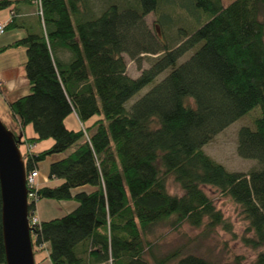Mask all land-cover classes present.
<instances>
[{"label": "trees", "instance_id": "obj_1", "mask_svg": "<svg viewBox=\"0 0 264 264\" xmlns=\"http://www.w3.org/2000/svg\"><path fill=\"white\" fill-rule=\"evenodd\" d=\"M21 4L32 8L30 23ZM3 8L10 9L5 29L25 30L0 52L25 50L29 92L8 102L18 131L8 129L22 133L26 174L61 154L47 171L58 183L34 188L28 204L34 254L43 243L51 264H214L180 245L157 255L147 238L167 220L230 230L208 186L238 205L249 233L242 241L257 250L248 263L235 255L222 264H264V0H0ZM148 14L159 35L147 27ZM140 52L159 54L131 77L123 53ZM254 107L258 115L237 130L236 151L256 164L227 170L202 146ZM69 114L79 127L66 125ZM27 124L35 136L24 137ZM46 139L38 151L20 148ZM168 178L179 193L168 191ZM83 185L94 189L71 192ZM40 199L78 205L32 223Z\"/></svg>", "mask_w": 264, "mask_h": 264}, {"label": "rangeland", "instance_id": "obj_2", "mask_svg": "<svg viewBox=\"0 0 264 264\" xmlns=\"http://www.w3.org/2000/svg\"><path fill=\"white\" fill-rule=\"evenodd\" d=\"M95 4L101 5L104 0H92ZM233 0H221L222 5L226 6ZM10 16L8 8L0 9V23H4L5 19ZM8 19V18H7ZM145 23L150 31L156 35L160 34L159 28L153 24V15L145 16ZM178 31L175 30V34ZM25 34L23 28L14 27L5 29L0 33V41H12ZM161 53V52H160ZM159 53L140 52L134 57L123 53L126 62V72L131 77H137L143 69L150 66L155 56ZM189 54H183L177 60V64L184 61ZM25 60V50L23 47L13 48L6 52L0 53V71L2 68L12 67L10 69L13 77L10 81L0 82V121L10 129L18 131V126L11 116L8 107V101L13 100L19 95H25L28 92V80L24 73L23 61ZM170 68H167L158 76L153 82L145 85L138 90L131 98L133 102L143 93H145L154 83L160 80ZM1 77V72H0ZM2 80V79H1ZM27 91V92H26ZM26 92V93H25ZM24 93V94H23ZM21 95V96H22ZM20 97V96H19ZM258 115L259 108L254 107L245 116H242L221 131L216 133L202 149L212 157L215 161L221 163L227 170L230 171H246L256 164L255 159L243 158L237 154V130L241 125H247L251 122L252 115ZM65 123L68 127H79V121L74 114H69L65 118ZM249 125V124H248ZM25 127L32 128L31 124ZM33 129V128H32ZM31 129V130H32ZM32 132V131H31ZM50 141V139H49ZM21 149H26L25 144H20ZM41 149L39 145L34 149L38 151ZM38 169V176L36 183L46 182L49 185H55L59 180L48 179L45 170V162L43 160ZM167 189L172 193H179L180 189L177 184L171 179H167ZM205 191L213 198L215 205L221 210L223 217L229 222L230 230H225L220 226L212 229L205 227H192L185 222L178 225H171L169 221L160 222L152 226L147 238L153 243L152 250L157 255H162L171 250L175 246H182L184 252H192L198 255H203L212 260L214 264H222L225 261H230L235 255H240L246 263L250 262L257 250L245 245L242 241V236L248 235L246 233L247 221L243 218L239 211L238 205L233 202L228 196L221 195L212 187H204ZM62 205L59 200L54 199H40L35 203L33 216L36 219H51L58 217L62 213ZM44 255L42 250L35 252L34 257L40 258Z\"/></svg>", "mask_w": 264, "mask_h": 264}, {"label": "water", "instance_id": "obj_3", "mask_svg": "<svg viewBox=\"0 0 264 264\" xmlns=\"http://www.w3.org/2000/svg\"><path fill=\"white\" fill-rule=\"evenodd\" d=\"M18 135L0 121L1 236L5 264H35L26 172Z\"/></svg>", "mask_w": 264, "mask_h": 264}, {"label": "crops", "instance_id": "obj_4", "mask_svg": "<svg viewBox=\"0 0 264 264\" xmlns=\"http://www.w3.org/2000/svg\"><path fill=\"white\" fill-rule=\"evenodd\" d=\"M20 9H21V11L24 13V17H25V19L27 20V21H29V23L31 22V20H32V8L30 7V6H27V4H21L20 5ZM10 10V9H9ZM10 12V11H9ZM10 17V16H9ZM9 17H7V18H9ZM7 18L5 19V21L7 20ZM24 30V29H23ZM24 32H25V30H24ZM8 42H10V41H0V45H3V44H6V43H8ZM11 49H13V48H10V49H7V50H5V51H3V52H6V51H9V50H11ZM1 53V52H0ZM61 57L64 59V60H68V58H69V54L67 53V52H62L61 53ZM24 62V61H23ZM12 67H7V68H2V70L0 71L1 72V81L3 82V80H4V78H5V80L8 82V81H10L9 80V78H11V77H13V75L14 74H16V73H12L11 74V72H10V69H11ZM28 84V83H27ZM27 92V91H26ZM25 92V93H26ZM28 92H29V87H28ZM27 92V93H28ZM24 94V93H23ZM22 95V94H21ZM21 95H19V96H21ZM18 96V97H19ZM18 97H16V98H18ZM16 98H14L13 100H15ZM13 100H11V101H13ZM8 102H10V101H8ZM32 128H27V127H24V137H32V136H35V133H34V131H33V129L31 130ZM32 131V132H31ZM51 142V140L49 141V139H46V140H42V141H39V142H37V143H34V147H33V149H35L38 145H39V147L40 148H44L45 146H47L49 143ZM61 157V154H53V155H50V156H48L46 159H45V161L47 160V162H45V164H44V166H45V170H46V172L48 171V165H49V163L50 162H52V161H54V160H56V159H58V158H60ZM42 162H44V161H42ZM42 162H40V164L42 163ZM40 164L38 165V168L40 167ZM46 182H40V183H38V186L39 185H42V184H45ZM94 189V187H92V186H90V185H83V186H80V187H77V188H74V189H72V193H76V192H78V191H86V192H89V191H92ZM59 202H60V204L62 205V213H60V215H57V216H61L62 214H64V213H67V212H70V211H72L74 208H76V206L78 205V203L75 201V200H59ZM37 220H39V219H37ZM42 220H47V219H42ZM39 221H41V219L39 220ZM39 250V249H38ZM37 250V251H38ZM43 252H44V255L42 256V257H40V258H35L34 257V259L35 260H37L38 261V263L37 264H51L50 263V259L49 258H46L45 257V255H46V251L45 250H42ZM45 257V258H44Z\"/></svg>", "mask_w": 264, "mask_h": 264}, {"label": "built area", "instance_id": "obj_5", "mask_svg": "<svg viewBox=\"0 0 264 264\" xmlns=\"http://www.w3.org/2000/svg\"><path fill=\"white\" fill-rule=\"evenodd\" d=\"M10 20V18H8L4 23H0V33L4 30L5 28V24L8 23V21ZM0 82H1V78H0ZM26 150H32L34 145L33 144H29L27 143L25 145ZM38 176V169L34 168L32 170H30L27 174H26V186H27V198L29 201L33 200L35 198V194L33 189L36 188L38 186V183H36V178ZM32 223H35L39 220H37L34 216L31 219ZM35 248L39 249V248H45L43 250H47L46 249V245L43 243L37 244L35 246Z\"/></svg>", "mask_w": 264, "mask_h": 264}]
</instances>
